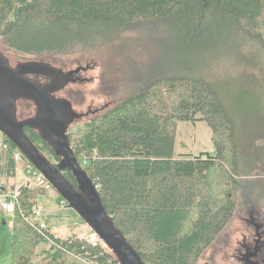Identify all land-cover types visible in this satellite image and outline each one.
Listing matches in <instances>:
<instances>
[{"label":"trees","instance_id":"trees-1","mask_svg":"<svg viewBox=\"0 0 264 264\" xmlns=\"http://www.w3.org/2000/svg\"><path fill=\"white\" fill-rule=\"evenodd\" d=\"M155 21L176 28L180 60L210 45L214 59H234L233 51L244 48L248 55L242 53L243 61L254 59L248 43H242L245 36L264 49V0H0V49L11 62L16 55L17 63H53L55 54L83 47L94 51L116 42L127 28ZM233 28L240 32L238 45L218 51V38L220 45L227 42L222 37L225 31H238ZM179 73L149 81L146 88L69 128L80 163L146 264H200L230 222L241 188L238 178L247 174L240 164L234 120L210 81ZM21 102L27 104L19 118L33 115V102ZM257 108L258 121L264 120L263 105L257 102ZM198 121L212 130L213 151L176 155L179 124ZM25 130L58 164L61 158L38 131ZM4 144L0 178L15 176L18 169L16 146L7 137ZM63 173L77 184L70 170ZM17 189L12 264H76L74 257L119 264L103 241L91 242L77 233L59 236L50 215L46 228L36 225V208L50 190L31 181Z\"/></svg>","mask_w":264,"mask_h":264},{"label":"rangeland","instance_id":"rangeland-1","mask_svg":"<svg viewBox=\"0 0 264 264\" xmlns=\"http://www.w3.org/2000/svg\"><path fill=\"white\" fill-rule=\"evenodd\" d=\"M30 28L33 30L34 26ZM225 33L222 41L227 42L223 41L220 45L218 38L216 45L217 50L223 53L230 50L227 46L234 43L238 45L240 38L239 30ZM176 38L174 26L155 21L127 28L116 42L113 40V44L102 45L94 51L91 47H83L55 54L56 59L52 64L66 71L80 65L89 66L80 73L78 81L57 95L69 98L75 109L84 113V120L111 103L146 88L149 81L153 83L156 79L175 75V72L209 80L234 120L240 164L247 174L238 178L241 188L230 222L208 248L200 264H245L243 255L237 256L243 250L245 239L254 241L256 238V224L260 225L259 231L264 242V120L258 121L256 116L259 111L257 102L264 107V49L251 45L253 42L245 36L242 43H248L245 45H249L248 49L256 54H253L254 59L243 61L242 53L243 56L248 55L246 48L233 51L237 60L227 57L214 59V51L207 50L210 45L193 52L187 47L186 50L191 52L186 60H180L176 56L177 48L180 47ZM13 58L11 63L16 65L18 57L15 55ZM25 103L19 101L18 111L26 109ZM211 136L212 130L204 121L181 123L178 126L175 154L213 151ZM18 164L17 170L31 174L25 169V162ZM9 181L10 177L2 176L0 186L2 182L4 186L7 183L5 188L8 190ZM56 199L60 200V204ZM62 199L55 189L41 199L45 207L44 218L52 216V226L58 235L65 238L70 233H77L82 237H95L96 233L73 209L67 205L61 206ZM3 219L0 217V229L6 235L7 227L3 226ZM73 259L76 264H93L82 258Z\"/></svg>","mask_w":264,"mask_h":264},{"label":"water","instance_id":"water-1","mask_svg":"<svg viewBox=\"0 0 264 264\" xmlns=\"http://www.w3.org/2000/svg\"><path fill=\"white\" fill-rule=\"evenodd\" d=\"M78 66L69 71L50 62L39 60L20 61L13 65L0 49V131L18 148L23 156L52 184L81 219L101 238L114 254L119 264H146L141 254L127 239L109 214L94 179L82 166L70 138V125L84 116L67 97L58 96L74 74L85 71ZM49 79L42 83L38 77ZM29 100L35 112L19 118L18 103ZM26 127L35 129L60 157L58 164L51 159L26 134ZM72 172L74 185L63 173ZM260 225L256 224L261 237ZM254 264V263H250Z\"/></svg>","mask_w":264,"mask_h":264},{"label":"built area","instance_id":"built-area-1","mask_svg":"<svg viewBox=\"0 0 264 264\" xmlns=\"http://www.w3.org/2000/svg\"><path fill=\"white\" fill-rule=\"evenodd\" d=\"M4 137H6L1 131H0V148L2 146H6L4 144ZM13 158L16 160L17 164L19 162H25L26 168L29 169L31 174L27 176L26 181H31L34 184H37L38 186H44L47 190L54 189L52 184L29 162L25 159L21 151L16 148L13 150ZM19 165V164H18ZM18 189L17 188H9L5 194L4 200L1 202V208L12 218L15 215L16 207L18 204ZM67 205L66 200L62 199L61 206L64 207ZM45 216V207L42 203H40L36 208V217L39 219L36 221V225L40 228H46L47 222L44 218ZM95 237L88 238L89 241H102L101 238L98 235H94Z\"/></svg>","mask_w":264,"mask_h":264},{"label":"crops","instance_id":"crops-1","mask_svg":"<svg viewBox=\"0 0 264 264\" xmlns=\"http://www.w3.org/2000/svg\"><path fill=\"white\" fill-rule=\"evenodd\" d=\"M26 175V176H25ZM27 173L24 170H17L15 176L10 177L9 187L18 188L26 182ZM7 183L5 184V186ZM4 183L2 182L0 188V217L3 219V226L7 227L6 235L3 234L2 229H0V264H12V251H11V242H12V228L13 220L12 218L1 208V202L5 198L7 189L5 188ZM8 186V185H7ZM11 236V238H10Z\"/></svg>","mask_w":264,"mask_h":264},{"label":"flooded vegetation","instance_id":"flooded-vegetation-1","mask_svg":"<svg viewBox=\"0 0 264 264\" xmlns=\"http://www.w3.org/2000/svg\"><path fill=\"white\" fill-rule=\"evenodd\" d=\"M86 67H87V69L89 68V66H86ZM67 71H69V70H67ZM81 72H83V71H81ZM81 72L74 74L75 80L70 81L62 89L56 91L55 94H59L65 88H67L69 85L78 81L80 79V73ZM38 79L42 83H48L49 82V79L47 77H44V76H39ZM262 240H263L262 237H259L257 235V232H256V238L254 239V241H250V240L245 239L243 241V250L242 249L240 250L239 255L237 257H241L240 254L243 255V259H244L245 264H250V263L264 264V242Z\"/></svg>","mask_w":264,"mask_h":264}]
</instances>
